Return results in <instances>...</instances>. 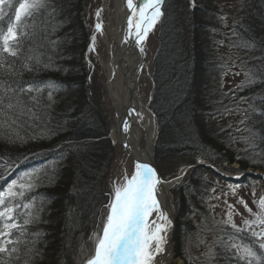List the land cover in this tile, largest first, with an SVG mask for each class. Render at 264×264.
<instances>
[{"label": "trees", "instance_id": "trees-1", "mask_svg": "<svg viewBox=\"0 0 264 264\" xmlns=\"http://www.w3.org/2000/svg\"><path fill=\"white\" fill-rule=\"evenodd\" d=\"M20 2L0 5L3 32L15 23ZM84 3L46 0L44 8L23 21L34 27L22 29L28 35L20 55L2 58L0 83L15 91L5 95L0 89V186L39 170L36 186L22 202L34 198L40 211L23 236L11 237L24 241L19 252L0 254V264H84L94 251L91 238L102 232L111 196L101 184L114 145L101 94L91 82ZM235 4L230 13L223 0H165L161 6L149 106L158 123L154 158L160 175L159 166L170 177L190 166L172 188L174 256L183 264H264V238L253 235L264 233V223L239 232L219 223L208 206L213 185L206 176L231 184L260 180L222 179L199 165L207 161L221 171L264 174V0ZM221 45L226 46L222 51ZM230 70L241 71L235 85L226 80ZM46 83L53 88L20 91ZM17 222L23 223L21 214ZM229 241L251 247L255 257L238 259Z\"/></svg>", "mask_w": 264, "mask_h": 264}, {"label": "snow or ice", "instance_id": "snow-or-ice-1", "mask_svg": "<svg viewBox=\"0 0 264 264\" xmlns=\"http://www.w3.org/2000/svg\"><path fill=\"white\" fill-rule=\"evenodd\" d=\"M6 0H0V5ZM165 0H126L130 15L127 17L128 32L135 29L136 44L140 45L145 41L148 32L164 15L161 6ZM46 6V0H22L15 9V23L8 25L7 31L0 29V65L4 63L3 56L8 54L11 57H18L22 48V39L28 35L22 29L34 27L25 25L23 21L32 17L34 12ZM99 16V11H97ZM3 18L0 10V19ZM97 31L100 30V23L96 24ZM95 40V36L92 37ZM127 42V41H126ZM52 43H55L54 41ZM89 50H94L93 45H89ZM141 51L144 49L141 47ZM33 57L29 56L28 61ZM39 63V58L36 57ZM25 67H28L27 62ZM253 81H249L252 83ZM51 83L43 85L30 84L21 92H41L44 89H52ZM5 95L7 92H14V89L4 88L0 83ZM49 99L52 92L49 91ZM4 96H0V105L3 104ZM8 109L13 105L9 103ZM2 111V109H0ZM6 115V113H5ZM137 115H140L137 113ZM264 115V113H262ZM6 123V121H5ZM3 125H0L2 127ZM125 130L128 122L125 121ZM11 171V168H9ZM39 170L33 169L30 172L22 173L17 179L11 180L6 187L0 186V254H7L12 257L19 252L18 245L24 241L11 239L16 233L24 235L26 225L38 219L40 209L35 207V200L23 203L25 193H30L36 186L37 173ZM4 179V176H0ZM177 179H179L177 177ZM162 183L156 170L148 163L137 162L135 171L128 177H124L123 182H114L112 198L105 206L106 217L102 216V232L94 234L91 238L94 243V251H90L84 264H155L158 255L165 251V246L169 242L168 229L172 224L170 213L161 207L158 199V186ZM241 203L243 201H240ZM7 205H11L10 207ZM247 207V206H246ZM258 208L260 215H257L256 222L264 223V198L259 201ZM23 209V213L20 210ZM251 212V209H248ZM17 214L23 216V223L17 222ZM155 216L154 219H150ZM248 224V221L244 222ZM233 229L241 231L233 223ZM254 236H261L264 233H253ZM11 246V247H9ZM235 249L238 259L255 257V252L249 246L240 248L236 243L229 241L227 245ZM264 248V243L260 244ZM38 255L34 249L30 250Z\"/></svg>", "mask_w": 264, "mask_h": 264}, {"label": "bare ground", "instance_id": "bare-ground-1", "mask_svg": "<svg viewBox=\"0 0 264 264\" xmlns=\"http://www.w3.org/2000/svg\"><path fill=\"white\" fill-rule=\"evenodd\" d=\"M97 11H99V16H97ZM130 14L126 0H102L96 10L89 41V45L95 48L94 53L105 78L106 102L111 115L108 138L113 145L118 146L120 153L127 161L123 174L118 180L119 183L123 182L126 175L131 177L137 162L151 163L154 159L157 134L156 119L149 106L153 78L147 61L149 57L147 37L140 45L136 44L135 29L133 28L132 33L128 32L127 17ZM97 23L101 25L99 31L95 27ZM155 25L147 36L155 29ZM93 36H95L94 41ZM98 43L100 49L97 47ZM141 47L144 51L140 50ZM147 85L151 87L150 90L146 89ZM126 120L127 130L124 127ZM120 144L123 145L124 150ZM241 172L245 171H239L235 175ZM177 175L171 177V180ZM246 176L242 174L239 177ZM171 180L163 182V188L158 186V199L162 209L170 213L172 221L173 214L175 218L174 207L172 209V188L178 182L173 184ZM262 184L264 185L263 182ZM154 218L155 216L150 219ZM172 230L173 224L168 229L169 242L165 246V251L157 256L155 264L173 263Z\"/></svg>", "mask_w": 264, "mask_h": 264}, {"label": "rangeland", "instance_id": "rangeland-1", "mask_svg": "<svg viewBox=\"0 0 264 264\" xmlns=\"http://www.w3.org/2000/svg\"><path fill=\"white\" fill-rule=\"evenodd\" d=\"M101 1L102 0H85L84 3L85 9L81 13V16L88 23L90 37L92 33L93 21L96 14V10L98 5L101 3ZM223 2L227 8L226 10L227 13L234 11L233 9H235L236 0H223ZM158 44L159 41H158V22H157L155 25V29L147 36V48L149 51V57L147 61L151 73H153V58L155 52L157 51ZM97 47L98 49H100L99 43ZM225 48L226 46L224 45H221L219 47L220 51L224 50ZM94 50H91L89 54V59H90L89 63L91 65L90 68L92 70L91 82L94 86V89L101 94L100 106L105 114L108 125L111 127V115L108 110V106L106 102L107 96L104 88L105 78L103 71L101 70V67L96 59ZM86 80L88 82V78ZM226 80L228 81L229 85H235L241 80V71L235 70V72L233 73L232 70H230L228 72ZM96 87L98 89H96ZM151 87L147 85L146 89L150 90ZM112 151H113L112 159L107 174L102 180V184H101L102 189H105L106 187L108 188L111 198H112V189L114 187V182H119L118 180L123 174V169H125V165L127 164L125 156H123L120 153L118 146L114 144ZM233 165L235 166V164ZM159 169L162 178L164 180L171 179V177L169 176L170 172L168 171L167 168L159 166ZM228 173L235 174L238 172L230 171ZM212 175L206 176V179L209 182L208 185H210V187L213 185L212 190H210L211 195L207 198V201L209 202L208 206H212V211L214 214L213 216L215 217V219L218 220L219 223L225 225L231 226V224L234 223L238 227V229L241 230L242 229L244 230L246 228L250 230L251 228L258 229L259 222H256L257 215H260V209L258 208V204L259 201L264 196V185L262 184V182L259 181V183H256L250 181V179H247L245 181L243 179V181L239 184H231L228 182L223 183L222 181L215 179V177ZM237 178H242V177L236 176L235 178H233V180ZM240 201L243 202L241 203ZM173 207H174V203H173ZM248 209H251V212H249ZM174 213H175V207H174ZM245 221L249 222L248 227L247 224L244 223ZM174 226H175V218H174ZM173 234H174V227L172 230V241H173ZM262 237L264 238V235H262ZM172 264H183V262L182 259L175 258L174 256V261Z\"/></svg>", "mask_w": 264, "mask_h": 264}, {"label": "water", "instance_id": "water-1", "mask_svg": "<svg viewBox=\"0 0 264 264\" xmlns=\"http://www.w3.org/2000/svg\"><path fill=\"white\" fill-rule=\"evenodd\" d=\"M153 90H154V83H153V81H152V93H153ZM152 93H151V97H152ZM151 97H150V99H151ZM154 117H155V115H154ZM155 119H156V117H155ZM156 125H157V134H156V138H157V136H158V123H157V119H156ZM120 146H121V148L123 149V145L120 144ZM123 150H124V149H123ZM128 156H129V153H128ZM150 165L156 170L157 175L159 176V178H160L161 181H162V183H161L159 186L163 188V186H164V185H163V182H166L167 180H164V179L162 178V176L160 175V173H159V171H158V168L156 167V164H155L154 159H152ZM199 165L208 168V169H209L211 172H213L216 176H218V177H220V178H223V179H233V178H235L236 176H240V175L244 174V175H247V176H253V177H256V178L260 179V180L264 183V174L261 173V172H259V171H252V170L248 169V170H246V171L243 172V173L241 172V174L239 173V174L235 175V174H232V173H228V172H225V171H221V170H219L218 168L214 167L212 164H210V163L207 162V161H201V162L199 163ZM189 168H190V166H186V167H184V168H182V169L180 170V172H179L178 175H177V177H178L179 179H177V177H175L174 179H172V180L169 179L168 181L171 180V181L173 182V184H175V183H177V182L179 183V182L183 179V177H184L186 171H187ZM171 204H172V203H171ZM172 209H173V204H172ZM173 210H174V209H173ZM173 210H172V212H173ZM172 224H173V227H174V214H173V218H172Z\"/></svg>", "mask_w": 264, "mask_h": 264}]
</instances>
